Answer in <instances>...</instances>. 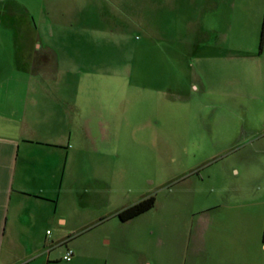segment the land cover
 <instances>
[{
	"label": "crops",
	"instance_id": "1",
	"mask_svg": "<svg viewBox=\"0 0 264 264\" xmlns=\"http://www.w3.org/2000/svg\"><path fill=\"white\" fill-rule=\"evenodd\" d=\"M42 1L30 0V10L22 0H0V264H58L67 247L74 251L68 264H108L105 249L112 246L121 251L112 263L120 264L131 238L118 231L117 212L125 204H113L117 165L147 142L134 135L151 127L150 96H136L134 75L94 69L109 48L88 41L85 28L54 26L49 7L38 10ZM68 1L101 9V0L58 2ZM77 19L93 30L86 17ZM262 30L264 0H210V75L203 68L208 76L192 79V90L219 79L237 83L238 108L264 111ZM160 98L155 103L166 106ZM125 101L126 120L119 114ZM209 104L190 113L210 114ZM242 127L247 130L245 122ZM258 143L254 156L210 171V201L194 192L190 218L175 234L174 259L159 239V251L144 264H264V138Z\"/></svg>",
	"mask_w": 264,
	"mask_h": 264
},
{
	"label": "rangeland",
	"instance_id": "2",
	"mask_svg": "<svg viewBox=\"0 0 264 264\" xmlns=\"http://www.w3.org/2000/svg\"><path fill=\"white\" fill-rule=\"evenodd\" d=\"M22 1L31 10L32 2ZM58 1L40 2L39 12H46L43 5L49 7L54 26L63 23L74 32L85 28L88 41L96 39L109 48L94 69L104 75H134L136 96L141 98L144 92L150 96L151 127L143 136L139 131L134 135L136 140L147 142L131 148L129 161H118L119 193L113 204L126 206L148 195H154L156 201L152 208L126 222L118 218L119 235L124 232L131 238L128 259L119 263L144 264V257L159 251V239L166 241L167 258L174 259L175 234L180 230V221L190 218L187 211L194 192L198 196L204 193L210 201V171L238 157L256 154L258 141L264 138V111L238 108L237 83L219 79L207 90L193 91L190 87L192 79L197 81L205 74L203 68L209 69L210 0H101L97 12L87 9L91 4ZM80 17H86L93 30L80 24ZM41 23L40 28H49ZM157 84L166 91L159 94ZM102 87L108 91L107 84ZM115 90L123 91L120 86ZM156 97L165 100L166 106L156 104ZM126 101L119 112L125 120ZM206 103H210V114L193 112L195 108L205 110ZM159 109L167 115H159ZM131 117L139 121L137 114ZM244 122L247 130L242 127ZM125 173L127 177L122 178ZM105 251L111 254L108 264H114L113 253L121 252L117 246ZM58 264L68 262L60 260Z\"/></svg>",
	"mask_w": 264,
	"mask_h": 264
},
{
	"label": "trees",
	"instance_id": "3",
	"mask_svg": "<svg viewBox=\"0 0 264 264\" xmlns=\"http://www.w3.org/2000/svg\"><path fill=\"white\" fill-rule=\"evenodd\" d=\"M263 33H264V30H262L260 45L263 42ZM155 201H156V198L154 195L145 196V197L137 200L136 202L121 208L117 212V216L121 221H127V220L134 218L135 216L149 210L150 208H152L155 204ZM263 237H264V230H263Z\"/></svg>",
	"mask_w": 264,
	"mask_h": 264
},
{
	"label": "built area",
	"instance_id": "4",
	"mask_svg": "<svg viewBox=\"0 0 264 264\" xmlns=\"http://www.w3.org/2000/svg\"><path fill=\"white\" fill-rule=\"evenodd\" d=\"M73 255H74L73 249L71 247H67L66 251L61 256V259L66 261V262H69L72 260Z\"/></svg>",
	"mask_w": 264,
	"mask_h": 264
}]
</instances>
